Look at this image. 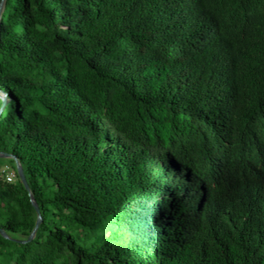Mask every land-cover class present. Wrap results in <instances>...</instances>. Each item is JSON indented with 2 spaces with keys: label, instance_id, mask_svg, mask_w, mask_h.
I'll list each match as a JSON object with an SVG mask.
<instances>
[{
  "label": "trees",
  "instance_id": "obj_1",
  "mask_svg": "<svg viewBox=\"0 0 264 264\" xmlns=\"http://www.w3.org/2000/svg\"><path fill=\"white\" fill-rule=\"evenodd\" d=\"M0 91V264H264V0H5Z\"/></svg>",
  "mask_w": 264,
  "mask_h": 264
},
{
  "label": "water",
  "instance_id": "obj_2",
  "mask_svg": "<svg viewBox=\"0 0 264 264\" xmlns=\"http://www.w3.org/2000/svg\"><path fill=\"white\" fill-rule=\"evenodd\" d=\"M4 1L5 0H1L0 1V17H1V13H2V10H3V6H4ZM0 101H1V105H0V115L5 107V103H6V98L4 96V94L0 91ZM0 158H6V159H12L14 161V165H15V171H16V175L17 177L19 178V180L21 181L24 189L28 192V196H29V199H30V204L32 205L35 213H36V222H35V225H34V228L29 236V238L27 239V242L30 241L39 224H40V221H41V217H40V214H39V209H38V206L36 205L33 197H32V194L29 192V188H28V185L26 183V180H25V177H24V174H23V170L20 166V164L17 162L16 158L13 156V155H10V154H5V153H0ZM0 234L4 237V238H7L6 235H4V233L2 231H0ZM26 241L24 242H20V243H25Z\"/></svg>",
  "mask_w": 264,
  "mask_h": 264
},
{
  "label": "built area",
  "instance_id": "obj_3",
  "mask_svg": "<svg viewBox=\"0 0 264 264\" xmlns=\"http://www.w3.org/2000/svg\"><path fill=\"white\" fill-rule=\"evenodd\" d=\"M1 175H5V179L8 183H11L14 179V174L13 173H8L7 170H3L0 172Z\"/></svg>",
  "mask_w": 264,
  "mask_h": 264
},
{
  "label": "rangeland",
  "instance_id": "obj_4",
  "mask_svg": "<svg viewBox=\"0 0 264 264\" xmlns=\"http://www.w3.org/2000/svg\"><path fill=\"white\" fill-rule=\"evenodd\" d=\"M4 159H5V158H4ZM0 160H1V161H0V172L3 171V170H7L8 173H12V171H11L8 167H7L8 169H5L6 166H2V164L4 163V161H2L3 158H0ZM3 165H4V164H3Z\"/></svg>",
  "mask_w": 264,
  "mask_h": 264
}]
</instances>
